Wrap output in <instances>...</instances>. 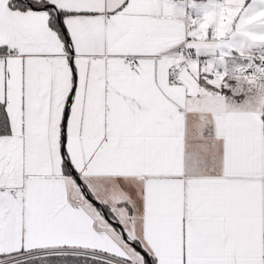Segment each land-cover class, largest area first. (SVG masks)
<instances>
[{"label":"snow or ice","instance_id":"obj_1","mask_svg":"<svg viewBox=\"0 0 264 264\" xmlns=\"http://www.w3.org/2000/svg\"><path fill=\"white\" fill-rule=\"evenodd\" d=\"M0 264H264V0H0Z\"/></svg>","mask_w":264,"mask_h":264}]
</instances>
